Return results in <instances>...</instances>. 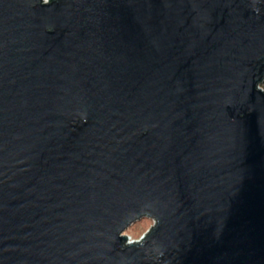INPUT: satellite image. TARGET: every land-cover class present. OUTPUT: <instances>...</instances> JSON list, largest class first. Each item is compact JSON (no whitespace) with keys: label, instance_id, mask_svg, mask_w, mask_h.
<instances>
[{"label":"water","instance_id":"1","mask_svg":"<svg viewBox=\"0 0 264 264\" xmlns=\"http://www.w3.org/2000/svg\"><path fill=\"white\" fill-rule=\"evenodd\" d=\"M263 80L264 0H0V264H264Z\"/></svg>","mask_w":264,"mask_h":264},{"label":"rangeland","instance_id":"2","mask_svg":"<svg viewBox=\"0 0 264 264\" xmlns=\"http://www.w3.org/2000/svg\"><path fill=\"white\" fill-rule=\"evenodd\" d=\"M153 220L147 217H142L138 221L130 224L122 234L127 237V241H137L145 232L153 225Z\"/></svg>","mask_w":264,"mask_h":264},{"label":"trees","instance_id":"3","mask_svg":"<svg viewBox=\"0 0 264 264\" xmlns=\"http://www.w3.org/2000/svg\"><path fill=\"white\" fill-rule=\"evenodd\" d=\"M259 87L264 90V80L259 84Z\"/></svg>","mask_w":264,"mask_h":264},{"label":"clouds","instance_id":"4","mask_svg":"<svg viewBox=\"0 0 264 264\" xmlns=\"http://www.w3.org/2000/svg\"><path fill=\"white\" fill-rule=\"evenodd\" d=\"M43 3L48 4L50 3V0H43Z\"/></svg>","mask_w":264,"mask_h":264},{"label":"built area","instance_id":"5","mask_svg":"<svg viewBox=\"0 0 264 264\" xmlns=\"http://www.w3.org/2000/svg\"><path fill=\"white\" fill-rule=\"evenodd\" d=\"M41 3H42V4H45V3H43V0H41Z\"/></svg>","mask_w":264,"mask_h":264}]
</instances>
